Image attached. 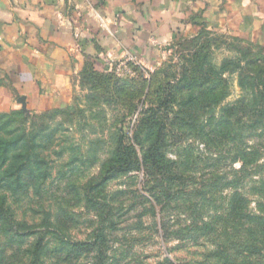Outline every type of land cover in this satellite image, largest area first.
<instances>
[{
  "label": "rangeland",
  "instance_id": "1",
  "mask_svg": "<svg viewBox=\"0 0 264 264\" xmlns=\"http://www.w3.org/2000/svg\"><path fill=\"white\" fill-rule=\"evenodd\" d=\"M76 85L51 110L0 112V264H264L257 47L199 30Z\"/></svg>",
  "mask_w": 264,
  "mask_h": 264
},
{
  "label": "crops",
  "instance_id": "2",
  "mask_svg": "<svg viewBox=\"0 0 264 264\" xmlns=\"http://www.w3.org/2000/svg\"><path fill=\"white\" fill-rule=\"evenodd\" d=\"M231 33L264 57V0H0V112H43L85 73L127 54L149 64L174 39Z\"/></svg>",
  "mask_w": 264,
  "mask_h": 264
},
{
  "label": "trees",
  "instance_id": "3",
  "mask_svg": "<svg viewBox=\"0 0 264 264\" xmlns=\"http://www.w3.org/2000/svg\"><path fill=\"white\" fill-rule=\"evenodd\" d=\"M165 91H168V88L165 89ZM161 133V128H159V130L157 131V136H159ZM123 135H120L118 138V151H122L123 154L125 152V147H124V142H123ZM154 149H150V151H152ZM152 156V155H151ZM151 160L153 163L156 162V158L155 156L151 157ZM98 231L101 233L102 236V230L101 228L98 229ZM42 242H43V238L40 237L37 242H36V247L34 250V255H33V260L38 261V255L41 251V247H42ZM94 242L92 241H73L70 243V248L76 251H84V250H89L93 247Z\"/></svg>",
  "mask_w": 264,
  "mask_h": 264
},
{
  "label": "built area",
  "instance_id": "4",
  "mask_svg": "<svg viewBox=\"0 0 264 264\" xmlns=\"http://www.w3.org/2000/svg\"><path fill=\"white\" fill-rule=\"evenodd\" d=\"M139 64L137 58L133 55H126L123 59H120L115 63V70H121L127 68L128 65Z\"/></svg>",
  "mask_w": 264,
  "mask_h": 264
}]
</instances>
